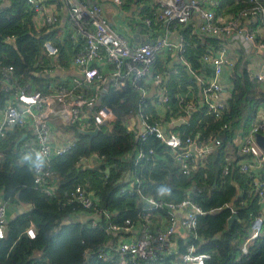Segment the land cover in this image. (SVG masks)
<instances>
[{
	"label": "built area",
	"instance_id": "1",
	"mask_svg": "<svg viewBox=\"0 0 264 264\" xmlns=\"http://www.w3.org/2000/svg\"><path fill=\"white\" fill-rule=\"evenodd\" d=\"M26 1L29 11L34 13L35 17H43L44 27L51 29L59 24L60 16L51 12L45 0ZM56 1L63 2L68 12V21L73 30L71 39L74 45L78 46L73 62L82 75L81 82L85 86V92H77L75 86L68 87L65 84L49 87L48 92L30 91L27 86L12 77L15 70L12 66L4 65L6 59H0L2 91L10 94L6 104H0V139L7 136L8 128L16 127L27 135L22 144L24 153H34V150L46 151V167L39 172L33 169L35 187L46 195L53 196L51 183L56 177L53 162L76 147L77 130H101L105 125L115 122L116 116L112 109L101 105L99 97L92 95L101 85L116 89L131 87L139 96L138 115L143 130L137 141L141 143L126 154L124 160L132 162L135 166L153 163L156 149L145 148L143 142L149 137H155L167 152L174 156L180 173L190 177L199 164V157L209 152L204 143L200 151L198 150L193 137L195 129L190 121L184 122V131L168 132L169 130L164 129L163 125L150 115L149 86L152 82L161 83L163 80L162 74L156 71L159 55L164 53L170 58L173 52L177 53L178 63L197 80L207 117L224 121L229 115L230 103L228 99H222L224 87L221 78L226 67L235 69L238 63L230 58L229 46L238 45L246 54L254 49L264 51V39L244 26V21L248 19L261 21L264 25V0H247L248 6L241 9L239 17L229 23L218 22L212 9L214 0H155L154 17L146 18L144 23L150 28L156 24L158 37L153 43L141 45H133L115 29L105 7L100 3H90L89 0ZM113 1L117 8L122 7L123 0ZM195 19L200 20L198 31L201 36L220 41V44L203 58V66L211 67V76H206L204 71L194 70L185 58L184 33L180 34L178 43L172 41L173 28H186ZM7 41L13 39L8 38ZM44 48L49 57L57 58L60 54V49L49 41L44 43ZM103 60L112 67L110 76L98 68ZM52 72L53 69L48 66L42 70L43 75H50ZM257 79L264 81V74L258 75ZM160 102L164 108H169L170 96L166 89L160 97ZM187 107L186 114L192 117L191 106ZM55 118L63 119L64 123L72 128L70 134L75 140L62 146L52 145L48 121ZM228 127L229 124L224 123L223 129ZM258 134L264 135V106L262 116L253 123L238 150L243 157L239 163L240 172L251 180L250 194L259 198L262 211V216L257 217L254 223L252 239L258 238L264 221V151L256 142ZM221 144L220 140L216 141V146ZM95 158L105 164L103 157ZM3 160H6V157L0 153V163ZM137 173L131 171L127 175L129 180L123 192L135 196L138 218L136 221L128 219L124 225L113 223L116 213L101 205L98 192L89 183L78 184L64 192L62 206L72 207L84 225L99 227L111 237L118 238L116 244L106 243L97 251H87L86 255L91 259L104 261H110L116 255L120 258L118 264H160L168 259L174 260L181 254L179 242L182 241L186 247L185 252L180 255L182 264H207L211 255L199 252L204 242L197 246L188 245V241L199 239V217L206 215L202 207L192 199L191 193L197 190L193 189L179 202L158 200L153 196L144 195L145 177H140ZM229 173L230 166L227 165L223 175L228 176ZM108 179L106 174L104 181ZM202 191L203 189L198 190L199 193ZM8 213V203L0 197V240L6 236L10 222ZM26 234L30 239H35V227L31 225ZM243 251L248 253L246 248H243Z\"/></svg>",
	"mask_w": 264,
	"mask_h": 264
},
{
	"label": "trees",
	"instance_id": "2",
	"mask_svg": "<svg viewBox=\"0 0 264 264\" xmlns=\"http://www.w3.org/2000/svg\"><path fill=\"white\" fill-rule=\"evenodd\" d=\"M10 1V5L0 11V59H6L4 65L12 66L23 83L36 81L42 84V80L35 77L34 73L40 71L37 65L46 61L43 47L47 38L34 30L26 0ZM194 31L193 27L183 31L187 39L185 56L194 69H201V59L213 42ZM8 38L14 40L9 42ZM61 61L67 67L70 58L62 54ZM235 72L229 115L222 122L213 119L214 130L222 132V145L199 157V164L190 177L180 173L179 164L155 137L143 142L145 148L156 149L153 163L135 166L132 162L123 161L124 155L141 143L126 125L128 116L138 113L140 105L139 96L131 87L112 88L103 100V104L118 117L113 125L102 127L94 137L83 135L77 130L76 147L55 159L53 169L58 189L53 196L35 187L33 169L22 161L25 154L22 145L16 147L21 133L17 128L9 131L8 138L0 143V151L6 156V160L0 163V197L11 205H32L33 209H27L10 220L6 236L0 240V264H117L116 255L110 261L87 259V251H97L109 242L116 244L118 238L111 237L99 227L84 225L79 218L70 225L62 226L76 212L72 207L62 206L63 194L78 184L89 182L98 192L101 205L116 213L114 224L124 225L128 219L136 221L138 211L135 208V196L123 192L127 186L126 177L131 171L145 177L144 195L158 200L179 202L190 191L197 190L191 193L192 199L206 215L199 217V239L188 241V245L197 246L204 242L199 252L211 255L207 264H264V221L258 238L252 239L256 218L262 216L259 198L250 194L251 180L240 172L239 163L243 157L236 149L228 148L229 144H234L235 129L230 126L223 129L224 123L232 119L250 122L264 98L258 94L247 65L237 67ZM181 75H186L183 69ZM187 80L189 85L195 83L193 78L188 77ZM42 91L48 92L43 90V85ZM178 93L182 95L178 87L171 91V105L175 112L179 110ZM247 110L249 114L244 117ZM230 151L233 158L228 161ZM92 155L104 158L105 164L101 169H78L80 161ZM227 165L230 166V173L224 176ZM108 166L111 169L109 179L103 182L101 176ZM161 187L169 188L171 194L159 196L157 190ZM199 189H203L202 193L198 192ZM233 211L239 219L229 228ZM31 225L35 227V239H30L26 234ZM179 246L180 253H184L186 247L182 241ZM243 248L247 249V254ZM160 264L174 263L173 259H168Z\"/></svg>",
	"mask_w": 264,
	"mask_h": 264
},
{
	"label": "crops",
	"instance_id": "3",
	"mask_svg": "<svg viewBox=\"0 0 264 264\" xmlns=\"http://www.w3.org/2000/svg\"><path fill=\"white\" fill-rule=\"evenodd\" d=\"M214 1L215 2L212 4V9L216 13L218 22L220 23H229L233 19H236L237 17H239L241 9H244L245 7L248 6L247 0H236V1L214 0ZM10 2H11L10 0H0V11L5 7H8V5H10ZM45 2L49 6L51 12H54L60 16V22L55 28L47 29L46 27H44L43 17L41 16L35 17L34 13H31L29 11L28 4H27L28 6L27 9L32 17L34 30L39 35L47 38L45 42L49 41L54 46L58 47L60 49V54L57 58L49 57L45 48L43 47V53L46 56V61L38 64L37 67L40 68V71L38 73H34L35 77L42 80V84L37 83L36 81H31V82L28 81L23 83L20 80V78L16 76L15 71L13 72L12 77L17 79L21 84L27 86L30 91L42 90V85H43V90H47L49 87L54 88L61 84H65L68 87L75 86L77 92L83 93L85 92V86L81 82L82 75L73 62L74 57L78 52V46L74 45V41L71 39V33L73 32V30L71 29L68 21V12L64 7V3L61 1L45 0ZM89 2L100 3L101 5H103L106 9L109 20L113 24L115 29L123 37L128 39L133 45L153 43L157 39L158 26H156L155 24L150 28L146 26L144 23V20L146 18L150 17L151 19H153L154 17L155 0H133L132 2L131 0H123V5L121 8H117L113 0H89ZM199 25H200V20L195 19L187 27H193V29L195 30L194 32H196V34H199L198 31ZM244 26L252 30L259 38L264 39V25L261 23V21L248 19L244 21ZM186 28L184 26H177L176 28L172 29L173 32L172 41L175 44L178 43L180 34L184 33L183 31H185ZM210 40H212L213 43L209 45V51L207 54L211 52L212 48L217 46L216 44H220V41L216 39L214 40V38H210ZM186 42H185V51H186ZM229 49H230V58L233 61H238L236 68L241 67L242 65L244 66L247 65V69L256 84L258 94H260V96L264 98V81H258L257 79L258 75L264 74V51L254 49L251 53L246 54L241 47L235 44H230ZM62 54H66L70 58L67 67L62 64L61 61ZM205 55H203L201 59V66H202V67L200 66L201 69H194L193 65L191 63L190 64L192 65L194 70L204 71V74L206 76H211L212 70L210 65H206V67L203 66V61H204L203 58ZM166 56H167L166 54L161 53L159 55L156 66V71L161 73L163 76L162 82L161 83L152 82L149 86L150 87L149 113L153 119L159 121L163 125L164 129L166 128L167 130H169L168 132H175V133L182 132L184 131L183 129L185 127L184 122L190 121L195 129V131H193V137L195 138V142L197 144L198 150L200 151L204 143L206 145L208 152L211 153L222 145L221 144L220 146H216L217 140L223 142L221 138L222 132H218L214 130L213 125L215 124V121L212 118L207 117L206 115V108L202 101V98L200 97V88L196 84L197 82L196 78L185 67H183L178 63L179 60L177 58L178 57L177 53L173 52V55L170 58H167ZM47 66L51 67L53 69V72L50 75H43L42 70L45 69ZM98 68L108 76H110L112 72V67L108 65L105 60L99 63ZM236 68L233 69L226 67L221 78V82L224 87V93L222 99L223 100L228 99L229 102L232 100V95L234 91L232 78L235 77ZM182 69L184 73H186L185 76L181 75ZM186 77L193 78L195 80V83L189 85L187 83L188 80ZM2 85L3 84L0 83V102L2 105H5L6 102L9 100L10 94L3 93ZM175 87H178V89L182 92V95L181 93H178V95L180 96H177L178 99L177 108H179L177 112L173 110V107L171 105L172 102L171 91ZM111 89H112L111 87L109 88L108 86L101 85L99 89L92 92V95H97L99 99L103 97L104 100ZM165 89L170 96V103L168 104L169 106L168 109L164 108L162 103L160 102V97L164 94ZM103 100L102 102L100 101L101 105H104ZM187 106H191V110L193 111L191 113L192 117L187 116L186 114V111L188 110ZM263 106H264V102L259 105L254 118L250 122H247L246 119L241 121H239L238 119L236 120L232 119V121L228 123L231 128L235 129V133H236L233 146L230 144L228 145V148L230 150L233 149H236L237 151L239 150V147L241 146V143L243 141L242 139L245 136H247V134L250 132L253 123L262 116ZM203 110H205V112ZM138 114L139 113H136L134 115H129L126 122L128 130L130 131L131 129L130 132H132L136 136V138L143 130L141 120ZM248 114H249V110L246 111L244 117L247 116ZM115 116H116V120H115L116 122L118 117L116 114ZM48 123L51 128V143L53 146H62L66 143L75 140L73 136L70 134L72 128L66 125L63 119L60 118L50 119ZM111 125H113V123L105 126H111ZM203 126L205 127L203 128ZM175 127H177V129ZM14 129H16V127L8 128L7 136L4 139H0V143L2 142V140L7 139L9 135L8 132L9 131L12 132ZM85 131H91V128H87V130ZM19 132L21 133V138L17 141V143L23 137H25L24 141L27 139V135L25 133H22L21 130H19ZM76 139H78V137H76ZM24 141H22L18 146L16 144V147L22 145ZM0 153H2L5 156L3 152L0 151ZM231 158H233V154L230 151L227 160ZM81 161L78 164V169L83 168V169L100 170L101 167L103 166V164H101L100 161L96 160L94 155L90 156L89 158L83 159ZM123 161H125L124 157H123ZM107 170L111 172L110 166L106 168L105 173L101 176V180L103 182L105 175L110 174V172L108 173ZM128 180H129V176L126 178V182H128ZM51 188L53 192H55V190L58 189V183L56 177L53 179L51 183ZM8 205L11 204L8 203ZM21 205L24 204H19L14 206H21ZM24 206L28 207L27 205ZM15 216H16L15 213L9 211L8 213L9 220H12ZM180 255H182V253L179 254L173 260L174 264H182ZM116 257L118 260L117 262L118 264L120 262V258L118 256Z\"/></svg>",
	"mask_w": 264,
	"mask_h": 264
},
{
	"label": "water",
	"instance_id": "4",
	"mask_svg": "<svg viewBox=\"0 0 264 264\" xmlns=\"http://www.w3.org/2000/svg\"><path fill=\"white\" fill-rule=\"evenodd\" d=\"M103 100V97L100 99V101L102 102ZM99 129H96L95 131H85V130H81V133L83 135H86V136H90V137H94L96 136L98 133H99ZM24 138L23 137L18 143H17V146L22 142L24 141ZM256 142L258 144V146L264 151V135L263 134H258L257 137H256ZM107 172L109 173L110 171L107 170ZM27 208H30L31 210L33 209V206L32 205H29L28 207H25L24 205H21V206H14V205H8V209L9 211L13 212L16 214V217H18L19 215L23 214L26 212V209ZM77 219V216L75 214L71 215L70 217H68L63 223H62V226H66V225H70L73 221H75ZM239 219L237 213H233V216L229 219V225L228 227L231 228L232 225L235 223V221H237ZM87 259H89V255H87Z\"/></svg>",
	"mask_w": 264,
	"mask_h": 264
},
{
	"label": "clouds",
	"instance_id": "5",
	"mask_svg": "<svg viewBox=\"0 0 264 264\" xmlns=\"http://www.w3.org/2000/svg\"><path fill=\"white\" fill-rule=\"evenodd\" d=\"M23 162H27L29 167L39 172L46 167L47 154L44 150H34L33 152L25 153L22 157ZM158 195L163 197L170 195L171 190L167 187H161L157 190Z\"/></svg>",
	"mask_w": 264,
	"mask_h": 264
},
{
	"label": "rangeland",
	"instance_id": "6",
	"mask_svg": "<svg viewBox=\"0 0 264 264\" xmlns=\"http://www.w3.org/2000/svg\"><path fill=\"white\" fill-rule=\"evenodd\" d=\"M59 36H62V35H59Z\"/></svg>",
	"mask_w": 264,
	"mask_h": 264
}]
</instances>
